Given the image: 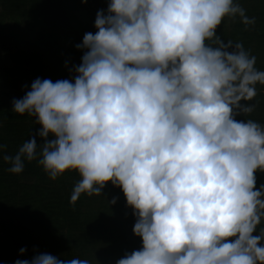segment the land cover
<instances>
[{"label": "clouds", "instance_id": "9594fccd", "mask_svg": "<svg viewBox=\"0 0 264 264\" xmlns=\"http://www.w3.org/2000/svg\"><path fill=\"white\" fill-rule=\"evenodd\" d=\"M237 13L234 0H108L95 34L75 45L86 51L73 79L37 78L12 101L40 128L3 157L9 172L39 148L50 179L81 177L70 203L109 182L123 192L141 248L116 264H264V229L253 235L264 218V126L235 119L254 111L241 102L257 95L264 71L216 34ZM15 264L89 261L43 253Z\"/></svg>", "mask_w": 264, "mask_h": 264}, {"label": "trees", "instance_id": "16d2710c", "mask_svg": "<svg viewBox=\"0 0 264 264\" xmlns=\"http://www.w3.org/2000/svg\"><path fill=\"white\" fill-rule=\"evenodd\" d=\"M243 15L226 16L216 29L224 43L242 44L264 71V0H234ZM108 0H0V264H15L39 254L61 260H87L89 264H116L125 253L141 248L133 234L136 217L119 187L110 182L101 195L70 197L81 179L75 170L50 179L37 159L24 161L23 171L9 172L4 156H15L40 125L34 117L11 111L40 78L72 80L73 66L81 63L86 49H77L85 33L95 34L98 10ZM245 17L250 23H245ZM213 44V41H207ZM213 46H215L213 44ZM232 49H229L231 51ZM254 111L237 120H254L264 126V85H255ZM37 144L42 143L36 137ZM264 184V172L256 173V188ZM113 198L114 204L109 203ZM264 229V218L257 235ZM26 251L20 254V249Z\"/></svg>", "mask_w": 264, "mask_h": 264}]
</instances>
